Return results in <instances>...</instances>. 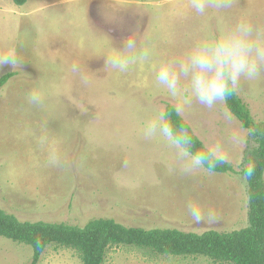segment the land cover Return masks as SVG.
<instances>
[{
  "label": "rangeland",
  "instance_id": "obj_1",
  "mask_svg": "<svg viewBox=\"0 0 264 264\" xmlns=\"http://www.w3.org/2000/svg\"><path fill=\"white\" fill-rule=\"evenodd\" d=\"M158 4L86 0L48 11L30 27L0 25L1 47L13 42L6 35L18 34L23 59L15 68L0 67V76L15 73L0 89L1 208L23 221L80 226L98 217L200 233L248 226V183L240 170L256 146L252 131L225 101L209 109L186 91L172 97L155 83L154 69L166 59H181L199 40L222 36L241 18L264 32V0H231L230 6L209 7L202 15L192 0L178 1L177 7ZM10 5L21 8L12 0ZM133 31L139 48L128 70L104 68L100 55L111 51L110 38L121 46ZM33 91L43 97L39 107L28 102ZM237 93L254 118L264 121V72L242 80ZM166 103L185 105L182 115L197 135L206 145L220 143L239 173L186 169L174 148L160 138L146 139L145 121L165 111ZM32 259L30 245L0 236V264H31ZM38 264L83 261L77 250L52 244ZM105 264L230 263L146 255L120 246L109 250Z\"/></svg>",
  "mask_w": 264,
  "mask_h": 264
},
{
  "label": "trees",
  "instance_id": "obj_2",
  "mask_svg": "<svg viewBox=\"0 0 264 264\" xmlns=\"http://www.w3.org/2000/svg\"><path fill=\"white\" fill-rule=\"evenodd\" d=\"M13 1L17 5L27 2ZM13 76L14 72L1 75L0 89ZM225 103L242 126L252 131L256 140V146L248 151L240 170L248 183V226L227 232L209 229L200 233L175 227L127 226L112 217L94 218L80 226L65 222L23 221L0 207V236L30 245L33 248L31 264H38L52 244L77 250L83 264H105L109 250L120 246L136 248L146 255L204 256L217 263L264 264V121L254 118L237 92L230 94ZM165 111L174 128L187 129L193 150L206 148L191 124L182 114L176 113L173 104L166 103ZM248 164L254 166L250 174L245 171ZM204 167L217 173H239L228 160H213Z\"/></svg>",
  "mask_w": 264,
  "mask_h": 264
},
{
  "label": "clouds",
  "instance_id": "obj_3",
  "mask_svg": "<svg viewBox=\"0 0 264 264\" xmlns=\"http://www.w3.org/2000/svg\"><path fill=\"white\" fill-rule=\"evenodd\" d=\"M231 0H192V8L204 14L209 7L218 9L230 6ZM109 37V36H108ZM110 38V37H109ZM111 51L101 54L105 57L104 68L120 72L127 71L136 57L139 39L136 32L124 38L121 46H114L110 38ZM146 56L147 53L145 52ZM23 61L15 42H8L0 48V67L11 64L17 67ZM264 72V32L247 19L241 18L228 27L222 36L202 39L193 44L179 60L166 59L154 69L155 83L176 97L186 91L191 99L209 109L238 92L242 80L257 79ZM86 83V76L82 75ZM28 102L39 107L43 97L33 91ZM185 105L178 104L175 111L183 114ZM142 134L146 139L160 138L176 150L177 157L186 169H199L211 161H224L227 154L220 143L208 144L205 149L193 150L187 129H176L161 110L154 118L145 121ZM253 165L248 164L246 173L250 174ZM190 212L198 218L199 209L190 207Z\"/></svg>",
  "mask_w": 264,
  "mask_h": 264
},
{
  "label": "crops",
  "instance_id": "obj_4",
  "mask_svg": "<svg viewBox=\"0 0 264 264\" xmlns=\"http://www.w3.org/2000/svg\"><path fill=\"white\" fill-rule=\"evenodd\" d=\"M82 1L86 0H27L24 5H18L21 8L20 10H17L10 5V0H0V25L4 23L12 26L16 23L18 24L19 22H22V24H27L28 27H30V24L32 22L36 21L38 17H42L46 12L55 9L68 8L70 6L79 4ZM178 1L183 0H159L160 4H158V6L177 7ZM147 2L148 1L140 3L145 4ZM13 3L15 2L13 1ZM17 24L15 26H17ZM18 37V34H14V32H12L9 36L6 35L5 38L13 40V42H15ZM2 46L4 47L3 44ZM3 47H1L0 45V48Z\"/></svg>",
  "mask_w": 264,
  "mask_h": 264
}]
</instances>
